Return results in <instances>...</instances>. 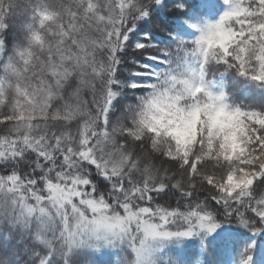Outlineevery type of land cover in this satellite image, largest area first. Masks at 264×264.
<instances>
[{"label":"snow or ice","instance_id":"6c2138e0","mask_svg":"<svg viewBox=\"0 0 264 264\" xmlns=\"http://www.w3.org/2000/svg\"><path fill=\"white\" fill-rule=\"evenodd\" d=\"M0 264H264V0H0Z\"/></svg>","mask_w":264,"mask_h":264}]
</instances>
